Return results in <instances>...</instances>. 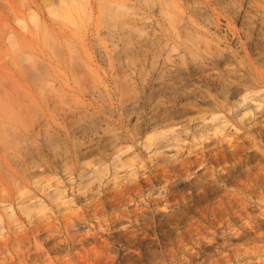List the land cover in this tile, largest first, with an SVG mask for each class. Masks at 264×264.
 <instances>
[{
	"label": "rangeland",
	"instance_id": "obj_1",
	"mask_svg": "<svg viewBox=\"0 0 264 264\" xmlns=\"http://www.w3.org/2000/svg\"><path fill=\"white\" fill-rule=\"evenodd\" d=\"M66 2V14L53 17L47 13L46 5H57L59 0H0V84L6 81L4 74L13 78L12 81L25 77L23 70L18 72L19 66L45 67L49 62L57 68L59 60L66 57L70 70L86 74L83 84L91 79L104 86L110 83L111 71L124 73L131 51L146 52L150 39L155 36L179 40L189 36L204 37L222 44L231 56L216 64L209 73L197 77L190 73L174 76L175 82L168 93L157 95L133 113L102 112L96 107L100 122L83 123L80 131H69L65 138L45 150L36 159L39 165L36 171L45 169L49 175L48 190L59 187L64 199L50 203L44 192L30 184L28 195H34L30 201L44 200L47 203L45 215L41 214L42 209L30 216L21 214L14 200L15 219L12 221L0 209L3 217L0 261H8L5 264L10 261V264L22 261L31 264L32 260L35 264H264V162L259 160L264 154V133H250L254 140L252 146L257 145L252 148L257 153L251 148L247 150L254 157L250 155L249 162H252L245 166L227 162L228 176L221 166H214L211 173L196 167L195 175L185 182L179 180L176 172L172 174L174 168H182L183 162L202 154L221 136H232L234 125L242 128V124L232 120L237 110L251 109L244 117L246 125L257 122L264 129V101L262 106L254 108L262 102L264 84L251 69L252 65L264 68V27H255L256 9L264 12V0ZM239 14L241 16L237 17ZM20 23L26 29H22ZM16 32L29 37L28 47L23 50L28 58L24 60L13 52L8 39ZM48 32L49 44L46 43ZM230 35L235 40H230ZM116 42L117 47L113 48ZM70 70L64 72L71 74ZM151 76L146 70L141 74L144 81ZM47 80L50 84L59 81L57 77ZM134 83L140 85L138 79ZM242 89H247L249 96L242 105L221 113L214 122L199 118L203 110L212 108L209 98L232 108ZM111 98L114 102L112 95ZM35 100L37 98L31 101ZM76 101V94H70L61 105L74 107ZM39 107L48 117L52 116L51 107L42 104ZM168 118L178 121L174 128L186 126V131L168 134L153 141L150 148L144 147L141 133L146 126ZM228 118L232 124L221 129L218 135L210 131L208 137L192 138L206 125ZM115 144L129 147L120 155L125 163L116 168L110 156ZM87 152L93 153L94 162L107 165L106 175L88 184L89 175L80 176L77 159ZM37 166L27 170L33 171ZM167 172L171 175L162 179L160 174ZM137 184L141 189L138 193L132 190ZM126 188L131 189L124 195L129 200L128 205L114 209L110 200L114 202L116 198L109 195ZM220 226L224 231L235 230L237 234L224 239L217 233ZM17 227L21 229L19 232H16ZM25 233L22 237H29L27 241L21 237ZM17 237H21L23 244ZM13 247L20 250L17 254L25 256L22 261H18L20 256L17 257ZM6 249L12 256L8 257L7 252L5 255ZM37 252L39 256L35 255ZM27 254L32 257L34 254L36 258L26 259Z\"/></svg>",
	"mask_w": 264,
	"mask_h": 264
},
{
	"label": "bare ground",
	"instance_id": "obj_2",
	"mask_svg": "<svg viewBox=\"0 0 264 264\" xmlns=\"http://www.w3.org/2000/svg\"><path fill=\"white\" fill-rule=\"evenodd\" d=\"M71 1L75 2V0ZM79 1H84L86 3L89 2V0ZM46 11L53 17H63L68 11L67 2L66 0H59L57 5L53 3L47 4ZM256 12L258 17H256L255 27H264V12L261 9H256ZM238 16L241 15L239 14L237 17ZM20 27L26 29L25 25L22 23H20ZM31 32L32 31H30V33ZM19 34L20 33L17 34L16 32L14 35L8 36V39L11 41L12 48H14L13 52L19 56L20 60H24L25 58H28V54L23 50L28 47L29 37ZM49 34V32L46 34V43L48 44V40L51 39ZM54 40H57L56 37H54ZM230 40H235L233 35H230ZM117 42L113 43V48L117 47ZM221 46L222 44L219 42H214L213 40L204 37L189 36L185 39L179 40L160 39L155 36V38L150 39V48L146 52H140V54L131 51L127 56L128 62L124 73L119 75L115 71H111L110 83L105 84L104 86L95 84L91 79L83 84L82 80L85 78L86 74L82 71L70 70L69 65L66 62V57L59 60L60 65L57 68L49 62L45 67L38 65L32 66L31 68H27L24 65L19 66L18 72H22L23 70L25 73V77H22L20 81H12L14 80L13 78L11 80L10 77L8 78V76L4 74V77H7L11 81H8V79L5 78L3 80H6L8 83H5V81L2 82L4 83L3 85L2 83L0 84V153L2 152V155L0 156V209H2L1 212L4 213L3 215L6 214V216L10 218L9 220H13L15 217L14 208L12 207L13 200L21 214L23 213L27 216H30L32 212L35 213V210L37 211L36 213H38L37 209H42V211L46 209L44 207L47 203H45L44 200H39L37 203L30 201L34 197V195H28L27 192V190L29 191L27 188L30 184L38 191L44 192L45 199L50 203L58 200L60 202L64 199L63 191L59 187L50 191L48 190L47 181L49 175L46 173L45 169L36 171V168H39L38 163L36 164V161L38 160L37 158L43 154L45 150L47 151L48 149H51L61 138H65L69 131H80L83 123L100 122L102 119L98 115L96 107L102 112L112 113L113 111H120L122 114L133 113L157 95H165L168 93L170 85L175 82V79L173 78L174 76L190 73L192 76L197 77L200 74L209 73L208 71L216 64L223 63L231 56V53ZM129 49L131 50V47H129ZM247 62L248 61H246L245 64H247ZM251 69H253L252 71L254 72L256 79L260 81L261 84H264V68L252 65ZM64 70H66V72L70 70L71 74L64 72ZM145 70L152 73V76L146 78L144 81L141 74ZM54 77L59 79L58 83L50 84L47 79ZM137 79L139 80L140 85L134 83V80ZM70 94H76L77 97L74 107L62 106V102H64ZM34 95L36 97H34ZM111 95L113 96L114 102L112 101ZM238 96L239 98L233 103L232 108L226 106V104L224 105L223 102H216L213 98H209L208 104H211L212 108L203 110L205 112H201L199 118H201L202 121L209 118L211 122L218 120L221 113L233 110V108L242 105L249 97L248 90L242 89L239 91ZM35 98H37V101L35 100L36 102L31 101ZM263 101L264 97L262 98L261 103L254 105V108L262 106ZM107 102L110 106H107ZM40 104L51 107V117H48L43 111H41L39 107ZM250 111L251 109L244 108L240 111L237 110L233 112L232 120L234 118L236 122L235 124H242V128H238L234 125L232 136H221V139L217 140L215 145L208 148L206 151H203L202 154L183 162V165L181 164L183 166L182 168H174L172 174L176 175L174 174L176 172L179 176V180L185 182L191 178V176L195 175L196 167L202 169L204 173H211L214 166H221V170L223 172L225 171V175L228 176L230 166L227 162H239L242 165L244 164L243 166L248 164L250 155L253 157L254 155L251 154L252 152L249 154L247 150L250 148L252 150V147L255 148L257 146H254V143L252 146L253 138L251 140L252 134L250 135V133H264L263 126L260 123L254 122L252 125H246V119H244V117H246ZM229 123L232 124L228 118L224 119V121L212 123V125H206L198 136L194 134L192 138L195 139L199 137L202 139L204 135L205 137H208L207 135L210 131H212V134L218 135V133H221L219 132L221 129L230 125ZM177 124L178 121L168 118L150 124L146 126L147 128L144 127L145 129L141 133L142 135L140 134L141 137H144V147L150 148L153 141L164 138L168 134L186 131V126H181L180 129L174 128ZM138 139L139 138H137V140ZM113 147L114 150L110 156L111 163L114 164V168H116L125 163V160H123L120 155L128 150L129 147H117L116 144ZM254 152L257 153L256 151ZM261 152L262 150L260 153ZM92 156V152H87L80 154L77 158L78 162H80V176L89 175L86 184L106 175L107 165L94 162ZM259 160L264 162V154L259 157ZM251 162L252 161L249 163ZM256 163H259L260 165V161L258 162L257 160ZM259 165H256V167L260 168ZM33 166H37L35 167V170H33L34 172L31 169L27 170ZM260 166L262 167V165ZM8 168L11 170L13 169V171H9ZM14 168H17L16 172L14 171ZM87 168L88 170L84 173L83 171ZM28 171H30V173ZM160 175L162 179L164 178L165 180L166 177L168 178L171 174L167 172L166 174L162 173ZM129 189L130 188H126L124 191H120L111 196L109 195V198H116L114 202H112V198L110 200L114 209H121V206L124 207L125 205H128L129 200L126 199L127 197L124 195ZM132 190L137 191V193L140 192V185L137 184L132 186ZM40 213L39 215L43 216L41 214H44L45 210L43 213ZM2 218L3 217L0 215V221ZM220 227L219 229L216 228L217 233L224 239H231L237 234L235 230L232 231L228 229L224 231V229L222 230L223 227ZM252 228L253 227H250L249 229ZM20 230L21 229L15 231L19 232ZM49 230L51 231L52 229ZM14 235L15 234H13V238ZM16 235L19 236L18 233ZM22 235L24 236L26 233L21 234V237ZM34 235L36 236L37 233H34ZM35 236L33 237L34 239ZM6 238L9 239L10 237ZM6 238L5 240H7ZM20 238L18 239L17 237L19 240L17 241L22 243L23 241H21ZM23 239H26L25 241H27L29 237L27 238L26 236V238ZM15 241L16 240L14 239L13 243ZM17 244L16 247L18 246ZM22 244H20V247H22ZM10 245L12 246L13 244ZM27 246L30 247V245ZM20 247L19 249L21 250ZM13 249V251L16 250L15 254L17 257L20 256L19 253L17 254L19 249L17 250V248L14 247ZM6 252L7 254L9 253L7 249L4 252L5 255H7ZM22 254L24 256L23 252L21 255ZM9 255L12 256V254H8L7 256L9 257ZM35 255L39 256V252ZM35 255L33 254V257H35ZM28 257L29 259L33 258L32 254L28 255L26 259ZM24 258L25 256H20L18 257V261H22ZM9 260L12 259L10 258ZM13 261L14 260H12V262ZM32 261H30L32 262L31 264L35 262L34 260ZM22 262H19L18 264H21ZM24 262L27 264L26 261ZM24 262L22 264H24ZM0 263L5 264L8 263V261H5V263L0 261Z\"/></svg>",
	"mask_w": 264,
	"mask_h": 264
}]
</instances>
